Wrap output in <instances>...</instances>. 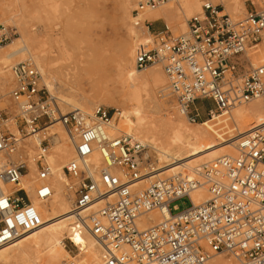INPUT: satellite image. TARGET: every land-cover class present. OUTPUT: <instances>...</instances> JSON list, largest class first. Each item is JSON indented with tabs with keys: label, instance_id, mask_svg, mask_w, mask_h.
<instances>
[{
	"label": "built area",
	"instance_id": "obj_1",
	"mask_svg": "<svg viewBox=\"0 0 264 264\" xmlns=\"http://www.w3.org/2000/svg\"><path fill=\"white\" fill-rule=\"evenodd\" d=\"M170 1L140 0L135 17ZM187 23L186 32L174 34L166 24L155 30L153 21L145 20L152 38L150 47L136 55L135 66L140 70L162 66L169 93L189 121L196 122L204 110L212 115L264 95V63L255 65L246 54L264 41V9L248 10L243 18L234 19L218 4L203 0L202 11ZM15 34L0 24V48ZM12 71L15 86L9 95L19 109L20 134L31 135L60 121L74 139L75 155L64 167L72 199L71 233L95 236L102 248L100 264H207L221 253L245 264H264V126L240 136L235 154L200 165L191 174L156 177L138 189V181L155 165L144 163L143 142L130 134L111 133L117 108L99 105L91 114L64 113L32 60L18 62ZM199 101L211 105L203 109ZM9 119L7 107L0 106L3 155L20 148L21 137L10 132ZM46 150L39 149L34 157L41 181L36 194L42 199L52 194ZM28 168L24 160L0 167V180L17 186L0 193V246L39 225V211L20 186ZM202 186L209 199L195 205L190 193ZM185 196L191 204L174 213L178 206L172 202ZM166 208L169 215L140 226L144 215ZM62 264L79 263L71 259Z\"/></svg>",
	"mask_w": 264,
	"mask_h": 264
},
{
	"label": "rangeland",
	"instance_id": "obj_2",
	"mask_svg": "<svg viewBox=\"0 0 264 264\" xmlns=\"http://www.w3.org/2000/svg\"><path fill=\"white\" fill-rule=\"evenodd\" d=\"M139 1L140 0H135V3L131 6V8H129L128 10H123L119 5L120 0H0V24L12 28L13 31L16 33L14 38L19 36L20 29L23 28V26L27 27L30 33L32 34V38L29 40L28 43V47L31 50V53H27V52L17 53L14 56V58L11 60V62L5 67V69H3L2 71L0 70V95L2 96L0 101V106L7 107V111L9 112V118L10 120L13 119L11 125L9 126L10 130L14 133L15 136L19 137L20 135L21 137V140L19 142L20 148L10 154H7L8 157L6 161L7 162L12 161L14 163H17L19 161L24 160L29 167L25 173L28 174V172H30L31 177L33 176L32 181H34L35 187H38L41 181L38 180V176H37L38 169L36 168V170L33 171L30 168V166H31V159H33V157L36 156V153L38 152L39 149L38 147L33 148L34 143H30L28 148L27 149L25 148V150L22 148L24 144L28 145L29 140L32 139V136L30 135L23 136L22 134L19 133L16 127V124H19L20 122V119L18 118L19 109L17 107V104L13 100H11L9 95L10 91L15 86V78H14V73L12 71V67L18 62L23 60L30 59L35 64L38 63L40 65L41 68L40 70H42L44 73L43 75L44 84L47 90L52 94L59 109L60 110L62 109L61 110L62 112L66 113L72 110H76L75 108L71 107V105L66 106V103L63 100L68 99L70 101L73 100L75 101L77 99V96L74 95V92L70 91L69 84L78 87L79 84L81 83L84 84L86 92L88 93L89 96L91 95L90 98L92 97L91 100L94 102V105H91L89 109H83L82 112L83 111L91 112L96 106L99 105H103L108 108H117L118 112L121 113L119 122H117L118 119L117 117H115V123L117 124V127L119 126L118 128L119 129L121 128V130L123 131L131 132V134H133L134 136L150 144V146L145 151L149 152L148 161L151 162L154 161L155 163L154 162L153 163L156 167H160L161 164H164L165 162L162 161L160 163L159 159L157 158L159 152H156L154 150L155 148L152 147L154 146L152 145L153 143H150V141L144 139L143 135L135 133L134 131H132L131 128H129L128 123H132L131 116L129 115L130 106L128 104H124V105L121 104L124 103L125 91L120 81L121 73L119 70L120 68L119 60H120L121 51L123 50V48H128V45L134 46L135 49L134 57L131 58L130 60L132 71L135 76L143 75L147 71L152 69L159 70V73L161 75V80L159 81V83L154 85L149 92L144 91L143 93V99H144L143 104L145 105L143 114L152 115L154 117L169 116L168 118H171L175 121L180 119L181 116H184L185 117L184 121L187 125L194 127L199 131L200 130L204 131L202 128H199L200 127L199 125H203L206 131L211 134L210 137L214 141V143H218L220 145L232 146L233 144H235L233 139H235L237 135L240 136L233 122V119L230 116L221 115L217 117V119H210L209 118L210 115H208L207 111L204 110L201 112V117H199V119L196 122L189 121L187 116L181 113L180 110L177 108L174 99L170 95L168 89V80L160 64L150 65L147 68L141 70L136 68L134 58H136V55L141 50L150 47L149 40L152 38L151 33L153 31L152 30L151 32H148L145 26H143V22H144L143 20L146 18L145 12H143L142 15L141 14L139 15L138 19L140 20V24L136 25L134 23L133 17L136 15L135 8L137 7ZM191 1L196 2V0H191ZM200 1L203 4V0ZM210 1L213 4L217 3L219 6H221V8H224V11L230 14V16L234 19L243 18L248 10L261 11L264 9V0H241V2L247 8L245 11L235 14L232 13L233 11L231 12L232 10L231 7L234 5V0H210ZM179 2L181 1L172 0L163 5L164 6L168 5L174 10L176 9L179 10ZM196 10L197 9H194L193 10L194 13L193 12L192 13L196 14L195 12ZM199 11H201V8L199 9ZM192 13L179 10L176 13H170L168 16L156 14V20H160L163 22V24L169 25L170 26L169 29L174 34H180L188 30V28H186V22L192 16ZM12 15H14L17 22L21 24L20 26L19 25H17L18 27L15 26L17 22L12 21V19L9 18ZM150 21H154V20H150ZM153 27L156 26L154 25ZM44 29L47 31L52 30L54 36L57 37L60 40V42L63 43V45H65L63 53H60L58 51L55 43L53 45L48 42L45 45L44 44L40 45V43H38L36 34L39 31H41L40 37H47L44 36V31H43ZM142 39L145 40L147 39L148 44L142 43L140 44V46H137V44ZM89 41H93V43L95 44L93 51L92 50L85 51L86 48H84V46ZM50 50L53 51L50 52ZM263 51H264V41L259 42L258 44L248 48L246 54L254 64L258 65L264 63V56L262 54ZM89 53H93V56L95 58L94 61L95 63L92 66V69L89 70L91 71V74L90 75L87 73L81 74L80 68H81V64L83 63L82 60L84 59V55ZM29 57H32L33 59ZM41 58H43L47 64L55 68H63L66 70H70L69 79L65 78V76L62 77L61 74L55 72V77L53 78L52 84L50 85L47 84L48 81L46 76L47 72L45 70V67L43 66ZM91 81L95 83L97 88H99L98 89L99 92L94 93L91 91L92 89ZM263 97L264 95L258 98H254L250 101L243 102L241 103V105H249L255 100H259V99L262 100ZM199 104L202 106L203 109H207L211 105L208 101H199ZM215 112L218 113L219 111H215ZM10 120L8 121V123H10ZM61 123L55 121L53 125L55 129L59 130V134H60L59 140L53 143L51 137H49L48 134L44 135L46 136L45 137L46 141L44 142L43 146L47 147L46 156H48V159L51 162L49 163L51 165H53L54 162L53 161L54 158L53 156H55L54 147L57 145H63V143H65V137L68 135L66 127L64 126L63 123H62L63 125ZM120 124L122 125L120 126ZM114 131L115 133L112 132V134L114 133V135H118L120 134L119 132H121V131H116V129ZM247 131L248 130H245L242 134L246 133ZM229 138L231 139L230 143L226 142V140ZM69 147H71V145H69ZM30 153H32L31 158H29V155H31ZM228 153L233 154L234 147L231 148L230 151L228 149ZM74 155L75 152L69 155V157L61 156L60 158L56 157V159L58 162H61L60 165L63 168L64 164H66L68 160H71L74 157ZM49 156L51 158H49ZM208 158L210 157H205L201 159L200 164H202L203 162H209L213 160L211 158L210 159ZM28 176L30 177V175ZM155 176H163V174L162 173L155 174ZM65 179H66L65 183L63 184H65V191L68 194V190L66 186V183L68 181L67 176H65ZM50 180L51 179H49V182H51ZM148 183H146V186ZM6 186L9 192H12L17 188V186H15L12 183L10 184L7 183ZM136 188L140 189L138 185H136ZM33 193L34 196L37 198L35 193V188ZM207 193L209 194L208 190ZM22 195L25 198L29 197L31 199V195L26 191H23ZM190 204L191 201L189 197L185 196L182 198H178L172 202V205L178 206V210H173V212L176 213L177 211H181L187 208ZM98 206L95 207L94 209L96 210ZM156 212L159 211L156 210ZM70 223H69V227H70ZM70 233H71V229L69 228L63 232L62 235L63 244H61L60 246L62 257L59 261H57L56 259V263L62 262L63 260L74 259L79 264H85L86 254H84L85 253L84 251L81 250L79 251L78 248L79 245L76 246V244L72 241L69 235ZM93 239L95 240V238ZM95 242L97 241L95 240ZM100 250H102V248ZM218 255H221L225 259H229L233 261L235 264H244L242 261H240L239 259L235 258L230 254L221 253V254H216L214 257H217ZM71 256H74L75 258H71ZM42 258L43 256L41 257V259ZM31 260L32 259L26 261L24 264H39L34 262V260L32 261ZM210 262L211 260L208 262V264H210ZM100 263L101 260H99V264Z\"/></svg>",
	"mask_w": 264,
	"mask_h": 264
},
{
	"label": "bare ground",
	"instance_id": "obj_3",
	"mask_svg": "<svg viewBox=\"0 0 264 264\" xmlns=\"http://www.w3.org/2000/svg\"><path fill=\"white\" fill-rule=\"evenodd\" d=\"M180 1L181 2H179V10L181 11L192 13L194 9H197L195 12L198 13L197 11H199L200 8L202 11V2L200 0H196V2H193L191 0H180ZM134 3L135 0H120L119 5L123 10H128L129 8H131V6ZM246 8L247 7H245V5L241 2V0H234V5L231 7L232 10L231 9L230 10L231 12L233 11L232 13L237 14L239 12L245 11ZM179 10L178 9L174 10L168 5L167 6L161 5L157 9H147L144 11L146 13L145 14L146 18L143 21L147 19L156 20V14L168 16L170 13H176ZM9 18L12 19V21L17 22L14 15L10 16ZM133 18L134 21L139 20L138 19L139 15L138 17L134 16ZM17 25L20 26L21 24L17 22L15 26ZM143 26H145L148 32H151V30L146 26V24H144V22H143ZM168 27L170 26L168 25ZM186 28H188L187 22H186ZM43 31H44V36L47 37H40L41 31H39L36 34L38 43H40V45L41 44L45 45L47 42L51 43L52 45L55 43L58 51L60 53H63L65 45H63V43L60 42V40L54 36L52 30L47 31L44 29ZM31 38H32V34L30 33L29 29L23 26V28L20 29L19 36L13 38L11 41L4 44L0 48L1 71L5 69V67L11 62V60L14 58V56L17 53L19 52L31 53V50L28 47V43ZM140 42L137 44V46H140V44L142 43L148 44L147 39L146 40L142 39L140 40ZM94 46L95 44L93 43V41H89L84 46V48H86L85 51L86 50L93 51ZM51 51L53 50H50V52ZM134 54H135L134 46H129V45L128 48H123L120 54V60H119V64H120L119 70L121 73L120 81L125 91L124 103L121 104L123 105L128 104L130 106L129 115L131 116L132 123H128L129 128H131L132 131H134L135 133L143 135L144 139L150 141V143H153L152 145L154 146L152 147L155 148L153 149L156 152H159L157 158L159 159L160 163L162 161L165 162L164 164H161L160 167L154 166L153 170L150 173L144 175L142 179L138 181L136 185H138L140 189L144 188L146 186V183L153 180L154 178L161 177V176H155V174L162 173L164 176V175L176 174V173H188V172L193 173L200 165L207 163V162H203L202 164H200L201 159L205 157H210L211 159L214 160L218 157H222L227 154L232 155L228 153V149L230 151L231 148L233 147H234L233 154H235L236 153L235 146L237 140L240 136L243 135L242 133L245 130H248L247 132H249L250 130L256 127L264 126V97L262 98V100L259 99L253 102L251 101L252 103H250L249 105H241L240 103V104H235L229 110H223L218 113L213 111L212 115L209 116L210 119H217V117L221 115H225V116H230L233 119V122L240 136L237 135L238 137L236 136V138L233 139L235 144H233L232 146L220 145L218 143H214V141L210 137L211 134L206 131L203 125H199L200 126L199 128H202L204 131L201 130L199 131L198 129L187 125L184 121L185 120L184 116H181L180 119L175 121L171 118H168L169 117L168 115H166L168 117H164V116L154 117L152 115L143 114V110L145 106L143 104V100H144L143 93L144 91L149 92L154 85L159 83V81L161 80V75L159 73V70L152 69L147 71L143 75L135 76L130 64V60L131 58L134 57ZM262 54L264 56V51ZM29 58L33 59L32 57ZM41 59L43 66L45 67V70L47 72L46 74L48 80L47 84L49 85L52 84L53 78L55 77V72H58L59 74L62 75V77L65 76V78L69 79L70 70H66L63 68H55L47 64L43 58ZM94 61L95 58L93 56V53L84 55V59L82 60L83 63L81 64V68H80L81 74L87 73L90 75L91 71L89 70L92 69V66L95 63ZM36 65H38L39 69H41L38 63ZM91 85H92V89H91L92 92L94 93L99 92L98 90L99 88L96 87L94 82L91 81ZM69 89L70 91L74 92V95L77 96V99L75 101L74 100L70 101L68 99L63 100L66 103V106L71 105V107L75 108L76 110L82 111L83 109H89L91 105H94V102L91 100L92 97L90 98L91 95L89 96L88 93L86 92L84 84L81 83L79 84L78 87L69 84ZM92 111L91 112L83 111V112L87 114H91ZM120 116L121 113L119 112H116L114 114L113 116L114 121L112 122L113 131H111V133L112 132L115 133L114 130L116 129V131H121L119 133L130 134L135 139H138L141 142H143L146 148H148L150 144L134 136L133 134H131V132L123 131L121 130V128L120 129L118 128L119 126L117 127V124L115 123V117H117L118 119L117 122H119ZM12 120L13 119H11L10 123H8L9 130H10L9 126L11 125ZM58 122L61 123L60 121ZM53 125L54 123L40 132L31 134L30 136H32V139L29 140L28 145L24 144L22 148L25 150V148L26 149L28 148L30 143H34L33 148L38 147V149H43L44 146L42 145V141L46 137L44 136L45 134L46 135L48 134L51 137L53 143L59 140L60 139L59 130L55 129ZM121 125L122 124H120V126ZM16 127L19 131L17 124ZM10 132L14 135V133L11 130ZM230 140L231 139L229 138L226 140V142L230 143L231 142ZM69 145H71V147H69ZM54 149H55V153L54 152L53 153L55 154V156H53L54 157L53 165L50 164L51 162L48 159V156H46L48 163L50 162L49 165L51 169V173L48 178V182L49 179H51L50 180L51 182H49L52 189V194H51L52 197L50 196L51 199L50 197L47 199H42L38 197L37 194H36L37 198L34 196L33 193L34 188H35V193L37 192V190L34 181H32L33 176L31 177L30 172H28V174L24 173L22 177V182L20 184L21 188L31 195L30 200L39 211V225L34 229L22 234L14 242L0 246V264H24L26 261L30 259L34 260V262L39 264H55L56 259L57 261H59L62 257L61 247H60L61 244H63L62 235L66 229L68 228L71 229L69 227V223L73 219L71 215L72 200L65 191V184H63L65 183L66 180L65 179L66 173L64 170V166L69 162V160L66 164H64L62 168V166L60 165L61 162H58L56 157L57 158L58 157L60 158L61 156L69 157V155L75 152L73 137L68 133V135L65 137V143H63V145L55 146ZM32 153H30L31 155H29V158L32 157ZM7 157H8L7 155H3L0 153V167H3L8 163H14L12 161L7 162L6 161ZM49 158L51 157L49 156ZM148 158H149V152L146 151L143 157L145 164H149L151 162L148 161ZM94 162L96 164L101 162L99 156L95 157ZM30 168L33 171H35L37 168L34 157L33 159H31ZM28 175H30V177ZM6 184H7L6 182L0 180V193L9 192ZM190 196L195 205L209 199V194L207 193V188L205 186L194 189L193 191H191ZM98 205L99 203H96L92 206V208H95ZM169 213L170 210L168 208L164 209L163 213L152 211L141 218L140 226L145 227L150 225L151 223H155L161 220L164 216L169 215ZM89 233L91 232L85 231L78 234L70 233L69 235L72 241L76 244V246L79 245L78 246L79 251L81 250L85 252L84 253L86 254L85 264H99V260H101L102 258V252H101L102 250H100L101 245L96 240L95 236L92 233H91L92 235ZM93 238H95L97 242H95ZM42 256L43 258L41 259ZM71 258H75V257L71 256ZM210 260H211L210 264H235L233 261L229 259H225L221 255H218L217 257H213ZM64 261L66 260H63L62 262H57L56 264H62Z\"/></svg>",
	"mask_w": 264,
	"mask_h": 264
},
{
	"label": "crops",
	"instance_id": "obj_4",
	"mask_svg": "<svg viewBox=\"0 0 264 264\" xmlns=\"http://www.w3.org/2000/svg\"><path fill=\"white\" fill-rule=\"evenodd\" d=\"M154 25L156 26V27H153V29H155V30H160V29H162L163 26H164L163 22L160 21V20H154V21H153V26H154Z\"/></svg>",
	"mask_w": 264,
	"mask_h": 264
}]
</instances>
